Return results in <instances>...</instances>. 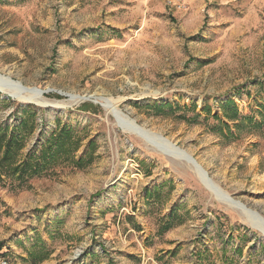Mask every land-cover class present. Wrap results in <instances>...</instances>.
I'll list each match as a JSON object with an SVG mask.
<instances>
[{"label": "rangeland", "instance_id": "rangeland-1", "mask_svg": "<svg viewBox=\"0 0 264 264\" xmlns=\"http://www.w3.org/2000/svg\"><path fill=\"white\" fill-rule=\"evenodd\" d=\"M21 116L23 153L72 141L0 179V264H264V0H0V126Z\"/></svg>", "mask_w": 264, "mask_h": 264}, {"label": "trees", "instance_id": "trees-1", "mask_svg": "<svg viewBox=\"0 0 264 264\" xmlns=\"http://www.w3.org/2000/svg\"><path fill=\"white\" fill-rule=\"evenodd\" d=\"M232 102L227 100L225 104L229 105ZM166 106L169 105L161 104L156 108L164 109ZM22 114L30 116V113L25 110H22ZM233 114L236 116L235 112ZM29 116L28 119L24 116L19 117V121L14 125L0 126V179L3 175H16L20 180H25L28 176L40 175L46 172L49 165L59 160L60 153L70 146L72 132L65 128L54 131L35 151L21 152L25 147L26 139L35 127V121H28ZM234 118L231 117L229 120L234 121Z\"/></svg>", "mask_w": 264, "mask_h": 264}, {"label": "bare ground", "instance_id": "bare-ground-1", "mask_svg": "<svg viewBox=\"0 0 264 264\" xmlns=\"http://www.w3.org/2000/svg\"><path fill=\"white\" fill-rule=\"evenodd\" d=\"M22 98H23V97H22ZM25 99H30V100H32V101L38 103V104H48V103H49V101H48L47 99H45V98L40 94V92H36L35 95H32V96H30V97H28V98H25ZM122 115H123V114H122ZM118 116H120V115H118ZM117 118H118V117H117ZM121 119L123 120L124 125H125L128 129H130V130H132V131L138 133L139 135L144 136L145 133H147V132H146V129H145V131H144L141 127H138L137 125H135V124L133 123V121H132L130 118H128L127 116H123ZM157 141H158V139H157ZM159 142H160V145L163 147V148L161 147L162 150H163L165 153H170V154L173 153V151H172V149H173V145L170 144L169 141H167V140H165V139H162V140L159 141ZM175 149H176V148H175ZM175 149H174V150H175ZM194 166H195V172H196V174L198 175L199 179L202 181V183H203L206 187H208V189H210V190H211L212 192H214V193H217V194L220 196V198H222V199L224 200V202H225L227 205H231V206H233V207L237 206L239 211H244V210H246V208L244 207L243 204H241V203H239V202H237V201H234L233 199H231L230 197H228V196H226V195H223L222 192L218 189L217 185H216L214 182L210 181V180L206 177V175L204 174V172L200 169V167H198L199 165H198V166L194 165ZM246 213H247V214H250L251 212L248 211V212H246ZM251 214H252V213H251ZM254 218H255V220H256L254 224H257L256 226H257L259 229L261 228L262 230H264V223H263V221L260 220L258 217H254ZM259 223H260V224H259ZM261 229H260V230H261Z\"/></svg>", "mask_w": 264, "mask_h": 264}, {"label": "built area", "instance_id": "built-area-1", "mask_svg": "<svg viewBox=\"0 0 264 264\" xmlns=\"http://www.w3.org/2000/svg\"><path fill=\"white\" fill-rule=\"evenodd\" d=\"M3 264H7L5 261L2 262Z\"/></svg>", "mask_w": 264, "mask_h": 264}, {"label": "water", "instance_id": "water-1", "mask_svg": "<svg viewBox=\"0 0 264 264\" xmlns=\"http://www.w3.org/2000/svg\"><path fill=\"white\" fill-rule=\"evenodd\" d=\"M40 91V90H39ZM43 91H40V93H42Z\"/></svg>", "mask_w": 264, "mask_h": 264}]
</instances>
